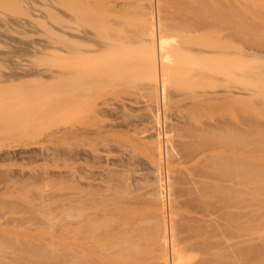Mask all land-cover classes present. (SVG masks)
<instances>
[{
	"label": "rangeland",
	"instance_id": "374dc122",
	"mask_svg": "<svg viewBox=\"0 0 264 264\" xmlns=\"http://www.w3.org/2000/svg\"><path fill=\"white\" fill-rule=\"evenodd\" d=\"M49 1L47 7L42 0H26L27 15L23 16L18 9L0 2V84L11 85L13 80L21 87L20 80L31 79L30 85H23L25 90L19 86L0 88V127L10 124L6 132L0 130V264H96L95 257L92 262L90 256L82 259L77 253L79 247L74 258L71 256V232L76 227L79 233L81 217L101 222L105 208L110 218L121 191L146 212L142 213L145 225L155 226L160 218L157 211L161 201H155L160 174L166 188L163 203L168 207V217L173 209L178 237L189 240L202 236L205 242L201 264H264V0H208L207 39L204 30L202 35L192 33L195 42L189 43L191 52L173 53L171 62H165L161 109L153 90V75L141 66L140 50L122 48V41L128 40L124 39L126 32L112 35L103 29L106 6L102 0L78 5V13L85 20L77 22L84 23L83 30L94 41H118L114 45L121 47L119 52L107 57L95 53L92 42L86 50L78 44L72 51V21L66 10L71 0H60L62 5ZM109 1L121 2L132 19L145 10L148 0ZM161 5L162 16L168 17L178 0H162ZM43 7L58 10V18L52 19ZM33 18L45 25H38ZM129 33L134 34L132 30ZM180 35H172L166 47ZM79 50L89 53H82L86 64L105 67L99 75L84 74L74 87L67 80V69L71 62H81ZM13 73L19 78L12 79L9 74ZM34 77L51 86L37 88ZM26 87L39 89L33 100L40 109L31 99L29 105L36 107L27 105L31 94ZM21 102L28 109L38 107V111L32 110L39 116L30 115L31 109L25 115L20 108L25 110L26 105ZM158 108L160 124L155 118ZM8 113L24 116L9 119ZM157 142L162 147L160 158ZM224 190L232 196H226ZM228 244L233 248L226 249ZM224 252L233 254L226 258Z\"/></svg>",
	"mask_w": 264,
	"mask_h": 264
},
{
	"label": "bare ground",
	"instance_id": "6f19581e",
	"mask_svg": "<svg viewBox=\"0 0 264 264\" xmlns=\"http://www.w3.org/2000/svg\"><path fill=\"white\" fill-rule=\"evenodd\" d=\"M49 0H42L43 4H45L46 6H50V1L48 2ZM100 0H71L70 1V7H68L66 10L68 11V13L70 14V23H72L69 27V29L71 30V32L69 34H71V50L74 51L75 50V47L77 45L78 47V44H79V48L82 47L81 45H83L84 47L85 46H92L93 44H90L91 42L94 43V46L96 45V52H100L99 55L100 56H103V57H107L108 55H111L112 54H115V53H118L120 48L119 46L117 47L116 49V46L113 44V41H110L109 43L108 42H101V41H94V39H92L90 36H89V33L86 32L84 29V27L82 26V23L81 25L78 24L77 21H80V22H84V17H82V15H80L78 13V5H87L88 3L92 2V3H98ZM103 1V4H105V10H104V14L101 20V23L103 24L104 23V28L103 29H106V30H109L110 33L112 35H115L116 33H127V35H124V39L127 38V43L126 42H123V44H120L122 46V48H127L130 47L131 48H134V49H139L140 53H142V60L140 59V61H142L143 65H141L143 67V70L144 72H148L150 74L153 75V78H154V81H152L154 84V89L155 90V97H156V102H157V105L159 106L160 105V109H161V106L162 104L164 103L163 101L165 100L164 99V78H165V74H166V61L169 60V57L173 54V56L175 55V53H180V54H183V55H187L185 52L188 53L191 52V49L190 47V42L191 40L193 39L194 35H192V33H198L199 35H202V33L200 31H203L206 32L204 35L207 39V31H208V0H178V5L175 9H172V12L169 14L168 17H165L162 16L163 14H161V8L160 6L161 5V1L162 0H148L147 1V4H146V7H145V10L137 13L135 16H131V18L128 17V14H126L127 12L123 11V6L121 5V2H114L111 4V2L109 0H102ZM125 1V0H124ZM133 1V0H132ZM0 2L2 3H6L7 5H10L11 8L13 9L16 8L18 9L19 11L18 14H21L22 16L26 14V12L24 11L25 10V4H26V8L28 6V3L26 2V0H0ZM56 5V4H59V5H62L60 0H51V3ZM113 2V1H112ZM144 2V1H143ZM72 3V4H71ZM91 3V4H92ZM166 3V2H165ZM172 3V2H171ZM37 4V3H36ZM35 4V5H36ZM42 4V5H43ZM102 4V3H101ZM124 6H125V2L123 3ZM127 4V3H126ZM131 4V3H130ZM133 4V3H132ZM176 4V3H175ZM174 4V5H175ZM5 5V4H4ZM3 5V7H4ZM47 6V7H48ZM131 6V5H130ZM9 8V6H6ZM80 7V6H79ZM126 7V6H125ZM5 8V7H4ZM45 8V7H43ZM42 8V9H43ZM50 8V7H49ZM48 8V9H49ZM53 8V7H51ZM82 8V7H81ZM47 8H45L44 10H46ZM103 9V8H102ZM141 9V8H140ZM82 10V9H81ZM91 10V9H90ZM126 10V8H125ZM11 11V10H10ZM13 11V10H12ZM47 11V10H46ZM45 11V12H46ZM99 11V10H98ZM49 12V16L50 17H53L52 19H57L58 18V15H59V11L55 9L52 10H48L47 13ZM164 12V11H163ZM166 12V11H165ZM40 13V12H39ZM46 13V14H47ZM130 13V12H129ZM12 14V13H11ZM17 14V15H18ZM83 14V13H82ZM85 14V13H84ZM131 14V13H130ZM133 14V13H132ZM165 14V13H164ZM6 15V14H5ZM27 15V14H26ZM98 15V14H97ZM12 16V15H11ZM93 16V15H92ZM18 17V16H17ZM35 18V17H34ZM33 18V19H34ZM43 19V18H42ZM23 20V18H22ZM63 20V19H62ZM93 20V19H92ZM95 20V19H94ZM34 21H36L38 23V25L40 24L41 26H44L45 24L42 23L39 20H36L34 19ZM43 21V20H42ZM46 21V20H45ZM54 22H56V20H54ZM59 22V21H58ZM57 22V23H58ZM68 22V23H69ZM56 23V24H57ZM89 23V22H88ZM44 24V25H43ZM59 24V23H58ZM60 25V24H59ZM82 26L81 28L79 26ZM90 25V24H89ZM94 25V24H93ZM64 26V25H63ZM87 26V25H86ZM101 26V25H99ZM28 27V26H27ZM46 28V26H45ZM65 28H68V27H65ZM48 29V28H46ZM51 29V27H50ZM54 29V28H53ZM67 29V30H69ZM86 29V28H85ZM132 30L134 32V34H130L129 31ZM49 31V30H47ZM58 32V31H57ZM102 32V31H100ZM107 32V31H106ZM181 33L182 35H180V39H176V41H174L172 43V46L170 47V45L168 46V48L166 47V44L168 42V39H170L171 37H173L172 35H174L175 33ZM51 33V31H50ZM125 33V34H126ZM173 33V34H172ZM191 33V34H190ZM53 35H55L53 32L51 33ZM61 34V37L62 35H64V33H60L59 32V36ZM105 34V32H104ZM192 35L191 39H190V35ZM57 35V34H56ZM58 35L56 37H58ZM68 36V35H67ZM66 36V37H67ZM118 36V35H117ZM54 37V36H52ZM198 37V36H197ZM60 39V37H58ZM57 38V39H58ZM70 38H68V40H70ZM107 38V36H106ZM122 38V37H121ZM120 38V39H121ZM48 39V38H47ZM52 39V38H51ZM54 39V38H53ZM56 39V38H55ZM114 40V38H112ZM123 39V40H124ZM63 40V39H61ZM65 40V39H64ZM108 40H111V37L109 36ZM53 41V40H52ZM56 41V40H54ZM136 41V44L134 45V42ZM194 40H192L193 42ZM58 42V41H56ZM67 42V41H66ZM176 42V43H175ZM195 42V41H194ZM55 43V42H54ZM69 43V41H68ZM190 43V44H189ZM57 44V43H55ZM61 44V43H60ZM189 44V45H188ZM118 45V44H117ZM197 45V44H196ZM53 46V45H52ZM124 46V47H123ZM190 46V47H189ZM76 47V48H77ZM170 47V48H169ZM189 47V48H188ZM52 48V47H51ZM67 48V47H66ZM69 48V47H68ZM54 49V48H53ZM87 48L85 47V50ZM89 49V48H88ZM91 49V48H90ZM95 49V48H94ZM201 49V48H200ZM55 50V49H54ZM70 50V49H69ZM70 50V51H71ZM78 51V49H76ZM56 51V50H55ZM81 50H79L80 52ZM83 51V50H82ZM81 51V62L80 63H77L76 62H71L72 66H70L67 70H68V73L70 75H68L67 77V80L70 81L69 83L74 86L75 84L78 83L79 79H83L85 76L84 74H90V73H97L99 75L98 72H100L103 68L104 70V67H102L100 64L97 65V63L93 64V65H89V64H86V59L83 60L84 58H86L84 55L87 54V51H86V54L85 51L82 52ZM93 51V52H94ZM129 51V50H128ZM133 51V50H132ZM58 52V51H57ZM122 52V51H121ZM243 52V51H242ZM70 53V52H68ZM78 54V52H76ZM82 53L84 55H82ZM139 53V54H140ZM240 53V52H239ZM251 53V52H250ZM89 54V53H88ZM87 54V55H88ZM94 54V53H93ZM190 54V53H189ZM194 54V53H192ZM245 54V53H244ZM252 54V53H251ZM73 55V54H72ZM76 55V54H75ZM92 55V54H90ZM96 55V54H95ZM94 57H97L95 56ZM98 55V56H99ZM116 55V54H115ZM239 55V54H238ZM249 56V53L247 54ZM71 56V55H70ZM78 56V55H77ZM93 56V55H92ZM177 56V55H176ZM180 56V55H179ZM179 56H177L176 58H178ZM192 56V55H191ZM253 56V54H252ZM84 57V58H83ZM89 57V56H87ZM91 57V56H90ZM118 57V55H117ZM73 59V57H71ZM80 58V57H79ZM114 58V57H112ZM175 58V59H176ZM202 58V56H201ZM252 58V57H250ZM75 59L77 60L78 58L75 57ZM99 59V58H98ZM97 59V60H98ZM79 60V61H80ZM92 60V59H91ZM90 60V61H91ZM104 60V59H102ZM106 60V59H105ZM182 57H181V60L182 61ZM201 60V59H200ZM78 61V62H79ZM99 61V60H98ZM170 61V60H169ZM178 61V60H177ZM87 62H89L87 60ZM94 62V61H93ZM92 62V63H93ZM97 62V61H96ZM103 62V61H102ZM166 62V63H165ZM171 62V61H170ZM169 62V63H170ZM186 62V61H184ZM205 62V61H203ZM250 62V61H249ZM248 62V63H249ZM105 63V62H104ZM111 63V62H110ZM180 63V62H179ZM207 63V62H206ZM245 63V62H243ZM172 64V63H171ZM251 64H253L251 62ZM131 65V64H130ZM133 65V63H132ZM132 65L130 67H132ZM135 65V63H134ZM182 65V64H181ZM128 66V65H127ZM187 66V65H186ZM172 67V66H171ZM133 68H135V66H133ZM189 68V67H188ZM193 68V67H192ZM106 69V68H105ZM113 69V68H112ZM142 69V68H141ZM173 69V68H172ZM245 69V68H244ZM120 70V69H119ZM127 70V69H126ZM140 70V69H138ZM109 71V70H108ZM113 71V70H112ZM111 73H114L112 72ZM204 71V70H203ZM1 72V71H0ZM31 72V71H30ZM52 72V71H51ZM117 72V71H116ZM115 72V73H116ZM132 72V71H131ZM198 72V71H197ZM4 73V72H3ZM93 73V74H94ZM110 74V73H108ZM146 74V73H145ZM149 74V75H150ZM112 75V74H111ZM9 76L13 79V78H19V75L17 74H9ZM84 76V77H83ZM89 76H92V75H89ZM97 76V75H96ZM130 76V75H129ZM8 77V76H7ZM6 77V78H7ZM62 77V76H61ZM150 77V76H149ZM23 78V77H22ZM64 78V76H63ZM92 78V77H91ZM65 79V78H64ZM63 79V80H64ZM88 79V78H87ZM95 79V78H94ZM100 79V78H99ZM128 79V78H127ZM131 79V78H130ZM129 79V80H130ZM150 79H152L150 77ZM89 80H92V79H89ZM97 80V79H96ZM24 81V80H23ZM23 81L20 80V82L18 83H21V85H27L29 84L30 85V82H31V79L29 80L30 82H26V84L23 83ZM34 82V85L35 83L36 84V87L39 88V89H44V88H47L51 85H45L44 82H42L41 78L39 77H34L33 80ZM52 81V79H51ZM50 81V82H51ZM60 82V80H58ZM66 81V80H65ZM64 81V83H65ZM67 81V82H68ZM82 81V80H81ZM80 81V82H81ZM84 81V80H83ZM88 81V80H87ZM98 81V80H97ZM106 81V80H105ZM108 81V80H107ZM127 81V80H125ZM253 81V80H252ZM57 82V81H56ZM86 82V80H85ZM111 82V80H110ZM11 83V82H10ZM9 84H4V85H1L0 84V88L4 89V88H14L15 86V83L14 81L12 80V84L10 85ZM95 83V82H94ZM100 83V82H99ZM124 83V82H123ZM3 84V83H2ZM14 84V85H13ZM33 84V83H32ZM53 84V83H52ZM61 84V83H60ZM89 84V83H88ZM102 84V83H101ZM100 84V85H101ZM110 84V83H109ZM20 85V84H19ZM18 85V86H19ZM23 85L20 87L21 89L23 88ZM38 85V86H37ZM56 85V84H55ZM83 85V84H82ZM91 85V84H89ZM97 85V83H96ZM17 86V87H18ZM24 86V88H25ZM65 86V85H64ZM63 86V87H64ZM66 86H69V85H66ZM65 86V87H66ZM71 86V87H72ZM77 86V85H76ZM79 86V85H78ZM83 86H86V85H83ZM94 86V85H93ZM99 86V85H98ZM98 86H95V87H98ZM16 87V86H15ZM16 87V88H17ZM18 87V88H19ZM32 87V86H31ZM30 87V88H31ZM57 87V86H56ZM70 87V88H71ZM75 87V86H74ZM88 87V86H87ZM228 87V86H227ZM23 88V89H24ZM27 88V87H26ZM80 88V87H79ZM83 88V87H82ZM29 91H28V90ZM26 91L27 93L31 94L29 95V97H23V98H26V99H29V101L26 103H28L27 105L29 107H32V106H35L36 105L39 107L40 109V106L38 105V101L37 102H34L33 99L36 100L37 96H36V91H39L38 90H30L29 88H27ZM51 89V88H49ZM69 89V88H68ZM71 89H74V88H71ZM70 89V90H71ZM78 89V87H77ZM75 89V90H77ZM84 89V88H83ZM25 90V89H24ZM194 90V89H193ZM151 91V90H150ZM72 92V91H71ZM77 92V91H76ZM38 93V92H37ZM84 93V92H83ZM32 94H35V95H32ZM78 94V93H77ZM206 94V93H205ZM80 96V95H79ZM70 97V96H69ZM151 97V96H150ZM153 97V96H152ZM154 97V98H155ZM201 97V96H200ZM74 98V97H73ZM30 99L33 101V103H36V105L32 104V106H30L29 102H30ZM85 99V98H84ZM87 99V98H86ZM85 99V100H86ZM237 99H239L237 97ZM236 99V100H237ZM38 100V99H37ZM232 100H234L232 98ZM24 101V99H23ZM73 101V99H72ZM235 101V100H234ZM71 102V101H70ZM79 102V101H78ZM153 102V101H152ZM24 103V102H21V104ZM73 103V102H72ZM91 103V102H90ZM25 104V103H24ZM87 104V103H86ZM96 104V102H95ZM23 105V104H22ZM26 105V104H25ZM26 105V108L25 110L24 109H21L20 110L22 112L26 113L25 111H33L30 115H34L35 112L34 110L37 108H30L28 109L29 107ZM75 105V104H74ZM90 105V104H88ZM92 105V104H91ZM168 105V104H167ZM98 106V105H97ZM23 107V106H21ZM79 108V107H78ZM95 108V106H94ZM168 108V107H167ZM10 109V108H9ZM13 109V108H12ZM15 109V108H14ZM34 109V110H32ZM160 109L158 108V110H156L157 112V115L155 116L156 120H157V123H161L160 122V116L159 115V111ZM5 110V109H4ZM19 108H18V112L20 111ZM50 110V108L48 109ZM79 110V109H78ZM107 110V109H106ZM20 111V112H21ZM38 111V110H37ZM81 111V110H80ZM163 111V110H162ZM8 112V111H7ZM12 112V111H11ZM10 112V113H11ZM16 113V111H13ZM75 112V111H74ZM94 112H95V109H94ZM101 112V111H100ZM150 112V111H149ZM5 113H6V110H5ZM46 113V112H45ZM181 113V112H180ZM179 113V114H180ZM1 114V113H0ZM13 114V113H12ZM12 114H7V118L9 119H14L16 118L17 115H21V116H24L22 115L23 113H17V115L14 117V115ZM36 114H38L39 116V112H37ZM35 114V115H36ZM42 114V113H41ZM44 114V112H43ZM42 114V115H43ZM48 114V113H46ZM71 114V113H70ZM3 115V114H2ZM29 115V113H28ZM154 115V114H153ZM19 116V117H21ZM41 116V115H40ZM94 116V115H93ZM97 116V115H96ZM95 116V117H96ZM99 116V114H98ZM182 116V115H181ZM1 117V116H0ZM6 117H3V118H6ZM17 116V118H19ZM75 117V116H74ZM97 118V117H96ZM115 118V117H114ZM21 119V118H20ZM98 119V118H97ZM163 119V117L161 118ZM5 120V119H4ZM7 120V119H6ZM16 120V119H15ZM23 120V119H22ZM29 120V119H28ZM14 121V120H12ZM11 121V122H12ZM105 121V120H104ZM110 121V120H109ZM115 121V120H114ZM164 121V120H163ZM1 122V120H0ZM7 121H5L6 123ZM86 122V121H85ZM84 122V123H85ZM125 122V121H124ZM2 123V122H1ZM26 123V122H25ZM88 123V122H87ZM102 123V122H101ZM4 124V123H3ZM9 124V123H8ZM6 124L5 127H0L2 129V131H5L6 127L7 126H10V124L8 125ZM22 124V123H21ZM78 124V123H77ZM82 124V123H81ZM86 124V123H85ZM5 125V124H4ZM18 125V124H17ZM71 125V124H69ZM83 125V124H82ZM88 125V124H86ZM152 125V124H151ZM167 125V124H166ZM2 126V125H1ZM85 126V125H84ZM154 126V125H152ZM13 127V125H12ZM15 127V125H14ZM100 127V126H99ZM102 127V126H101ZM107 127V126H106ZM160 127V126H159ZM8 128V127H7ZM11 128V127H10ZM73 128V127H72ZM153 128V127H152ZM68 129V128H67ZM101 129V128H100ZM100 131V130H99ZM140 131V130H138ZM148 131V130H147ZM146 131V132H147ZM6 132V131H5ZM4 132V133H5ZM21 132V131H20ZM101 132V131H100ZM1 133V132H0ZM7 134V133H5ZM12 134V133H11ZM10 134V135H11ZM128 134V133H127ZM159 135V134H158ZM9 136V135H8ZM99 137V136H98ZM160 137V136H159ZM163 137V136H162ZM87 138V137H86ZM84 138V139H86ZM165 138V137H164ZM75 139V138H74ZM114 140V139H113ZM74 141V140H73ZM76 141V140H75ZM155 141V140H154ZM159 141V140H158ZM92 143V142H91ZM166 143V142H165ZM73 144V143H72ZM89 144V143H88ZM153 144V143H152ZM151 144V145H152ZM92 145V144H91ZM110 145V144H109ZM150 145V144H149ZM161 144L157 142V153L159 155V158H160V155H161V149L162 147L160 146ZM166 145V144H165ZM72 147V146H71ZM92 147V146H91ZM96 147V146H95ZM87 148V146H86ZM97 148V147H96ZM93 149V148H92ZM151 149V148H150ZM149 154V152H148ZM137 155V154H136ZM219 152H218V156H219ZM80 157V156H79ZM156 158V157H155ZM154 158V159H155ZM80 159V158H79ZM129 159V158H128ZM234 159V158H231V160ZM125 160V159H124ZM160 160V159H159ZM205 160V159H204ZM216 160V158L214 159V161ZM220 160V159H219ZM226 160V159H225ZM224 160V161H225ZM228 160V159H227ZM223 160H221L222 162ZM229 161V160H228ZM234 161V160H233ZM232 161V162H233ZM82 162V161H81ZM108 162V161H107ZM211 162V161H210ZM219 162V161H218ZM75 163V162H73ZM83 163V162H82ZM85 163V162H84ZM90 163V162H88ZM215 163V162H214ZM207 164V163H206ZM210 164V163H209ZM220 164V163H219ZM234 164V163H232ZM231 164V165H232ZM89 165V164H88ZM161 165V164H160ZM224 165V164H223ZM230 165V164H229ZM74 166V165H73ZM210 166V165H209ZM216 166V165H215ZM227 166V165H226ZM235 166V165H234ZM90 167V166H89ZM88 167V168H89ZM206 167V166H205ZM211 167V166H210ZM214 167V166H213ZM71 168V166H70ZM76 168V167H75ZM120 168V167H119ZM212 168V167H211ZM218 168V167H217ZM93 169V168H92ZM214 169V168H213ZM226 169V168H225ZM229 169V168H228ZM235 169V168H234ZM77 170V168H76ZM94 170V169H93ZM230 170V169H229ZM71 171V170H70ZM124 171V170H123ZM160 171V170H159ZM226 172V171H225ZM233 172V171H232ZM231 172V173H232ZM74 173V172H73ZM227 173V172H226ZM234 173V172H233ZM71 175V174H70ZM82 175V174H81ZM157 175V173H156ZM50 176V175H49ZM74 176V175H73ZM85 177V176H84ZM157 177H159L157 181L158 183V186L160 188V190H158L159 192L157 193V198H155V201H157L158 199L161 201V204L159 209H158V213H160V218L159 220L157 221V218L156 219H153V220H156L157 223L155 224V226H151V225H148V227L145 225V222L147 221H144L143 220V216H142V212L143 210L141 209L142 207L139 206L138 203H136V200L132 201L130 199H128L123 192H119V195L117 196L118 197V200L115 204V207H113V213L110 214L112 215L110 218H108V214L106 215L105 213H108L106 212V209L104 208V211L105 212H102V219L100 220L101 222H98L97 223L95 221H92L91 217L89 218H86L85 216L81 217L82 220H80V230H79V233L77 234V229L75 227V230H72L71 232V242H70V245H71V253H73L71 256H73L74 258V254L75 252L78 250L79 252L77 253H80V256L82 259L86 260L88 259L90 256V259L91 262H92V258L95 257L96 260L94 259L93 261H96V264H201V246L203 245L202 243V236H194L192 237L191 239L189 240H182L178 237L177 235V225L174 221V219L172 218L173 216V211H171V209L169 210L170 214H169V217L167 215V210L168 207L163 203V199H164V187H163V182H162V177H161V174L160 176L158 175ZM231 177V176H230ZM233 177V176H232ZM37 178V177H36ZM46 178V177H45ZM53 179V178H52ZM80 179V178H79ZM34 180V179H33ZM40 180V179H39ZM73 180V179H72ZM76 180V179H75ZM85 180V179H84ZM47 181V180H46ZM74 184V183H73ZM213 184H216V183H213ZM233 184V183H232ZM235 185V184H234ZM232 186V185H230ZM228 187V186H227ZM78 188V187H77ZM135 188V187H134ZM138 188V187H137ZM158 188V189H159ZM235 188V186L233 187ZM76 189V188H75ZM111 189V188H110ZM113 189V188H112ZM83 190V189H82ZM222 190V189H221ZM124 191V190H123ZM200 190H198L199 192ZM225 191V190H224ZM232 191H234V189H232ZM230 190V192H232ZM84 192V191H83ZM117 192V193H118ZM225 192H228L229 191H225ZM235 192V191H234ZM223 193L224 195V192H221ZM226 196L228 195H231V193H229ZM83 194V193H82ZM202 194V193H201ZM200 194V195H201ZM235 194V193H234ZM233 194V195H234ZM75 195V194H73ZM84 195V194H83ZM131 195V194H130ZM152 195V194H151ZM80 196V194H79ZM132 196V195H131ZM129 196V197H131ZM203 196V195H202ZM232 196V195H231ZM229 196V197H231ZM75 197V196H74ZM98 197V196H97ZM94 198V197H93ZM132 198V197H131ZM153 198V197H152ZM95 199V198H94ZM108 198H106L107 200ZM73 200V199H72ZM71 200V201H72ZM84 200V199H83ZM116 200V199H115ZM147 200V199H146ZM154 200V199H153ZM231 200V199H230ZM234 200V199H233ZM111 201V200H110ZM73 202V201H72ZM101 202V201H100ZM145 202V201H144ZM225 202V201H224ZM158 203V201H157ZM226 203V202H225ZM77 204V203H76ZM151 206H152V202L149 203ZM170 204V203H169ZM72 205V204H71ZM82 205V204H81ZM144 205V208H145V204L143 203ZM142 205V206H143ZM147 205V204H146ZM74 206V205H73ZM71 206V207H73ZM99 206V204H98ZM111 206V205H110ZM150 206V207H151ZM155 206V205H154ZM152 206V207H154ZM173 206V205H172ZM156 207V206H155ZM83 208V207H82ZM86 208V207H85ZM175 208V207H173ZM84 209V208H83ZM153 209V208H152ZM151 209V210H152ZM76 210V209H75ZM80 210V209H79ZM88 210V209H87ZM99 210V209H98ZM102 210V208H101ZM100 210V212H101ZM142 210V211H141ZM148 210L150 211V209L148 208ZM147 210V212H148ZM155 210V209H154ZM160 210V211H159ZM173 210V209H172ZM83 211V210H82ZM95 211V210H94ZM103 211V210H102ZM112 211V210H111ZM153 211V210H152ZM71 212H72V215L73 216H76L75 215V211L73 209H71ZM77 212V211H76ZM100 213L99 211H95V213ZM151 212V211H150ZM156 211H153V214L155 213ZM177 212V211H176ZM78 213V212H77ZM76 213V214H77ZM94 213V214H95ZM84 214V212H83ZM146 214V212H145ZM152 214V215H153ZM157 214V213H156ZM172 214V215H171ZM71 215V216H72ZM80 215V214H79ZM97 215V214H96ZM72 216V218H73ZM78 216V214H77ZM92 216V215H91ZM95 216V215H94ZM145 216V215H144ZM159 216V215H158ZM88 217V216H87ZM96 217V216H95ZM146 217V216H145ZM97 219V218H96ZM111 219H112V225H111ZM146 219V218H144ZM194 219V221L196 220L195 219V216L192 218V220ZM95 220V219H94ZM152 220V221H153ZM74 220H72L71 224L73 225L74 224ZM70 224V223H69ZM152 224V222L150 223ZM154 225V224H152ZM79 226V225H78ZM151 226V227H149ZM74 228V227H73ZM77 235L79 236L78 237V240H77ZM78 241V242H77ZM205 243V242H204ZM232 243V241H231ZM229 243V244H231ZM229 244L227 246L226 249H228L229 247ZM233 245H231L230 247H232ZM77 247H79L77 249ZM229 247V248H230ZM233 248V247H232ZM232 251V249H230ZM229 250V251H230ZM228 252V251H226ZM224 252V254H227L226 258H231L232 254L231 252L230 253H226ZM79 255V254H78ZM225 256V255H224ZM87 257V258H86ZM72 258V259H73ZM86 258V259H85Z\"/></svg>",
	"mask_w": 264,
	"mask_h": 264
}]
</instances>
